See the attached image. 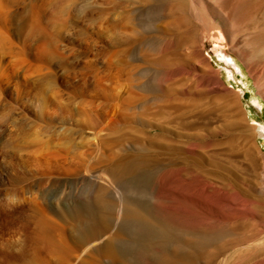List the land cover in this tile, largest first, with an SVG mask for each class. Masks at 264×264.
Instances as JSON below:
<instances>
[{
  "label": "rangeland",
  "instance_id": "obj_1",
  "mask_svg": "<svg viewBox=\"0 0 264 264\" xmlns=\"http://www.w3.org/2000/svg\"><path fill=\"white\" fill-rule=\"evenodd\" d=\"M106 1L108 3L104 6L94 4V15L88 19L85 8L90 0H0V13L6 18V24L0 26V264H13V262L14 264H30L37 260L34 261L33 257L38 254L41 256L37 258H45V251L37 250L32 239L34 236L29 235L31 232L35 235L33 229L35 230V223L42 217L41 215L47 217L45 219H50L47 221L52 227L60 225L54 227L55 229L59 227L56 230L57 233L59 230L67 239L75 236V239L81 240L78 246H74L77 251L74 252L73 259L69 263L62 261L64 264H77L78 261L73 260L81 254L79 250L81 243L95 242L99 238L106 240L108 236L115 234L118 220L112 219L110 214L106 215L107 213L101 211L96 206V199L101 193V196L105 195L106 198L102 196L105 200L117 202L118 190H121L115 191L116 194L113 190L107 188L105 190L102 185H96L95 189L86 186L78 187L77 181H80L79 177L84 176L85 172L92 169L93 173L107 175L111 173L109 168L115 157L129 155L137 149V146L135 147L137 138L146 136L144 138L149 139L151 135L157 136V134V138H162V135L158 133L159 128L165 126L161 124V116H150L144 108L147 109L149 104L151 107V103L152 106L162 104L165 98L167 104L171 102L170 104L178 105L181 101L185 103L184 108L187 107L188 110L193 111H183L184 115L189 114L186 117L187 122L192 124L196 121L197 127H201L198 128L199 130L194 129L197 131L194 132L193 129L178 130L166 125L169 130L165 133L174 144L179 145L181 141L179 146L182 148L185 159L192 155L199 157L197 159L201 162L202 168L199 175L201 177L196 183H192L193 185H183L182 191H180L181 187L174 191L178 193V196L181 195V198L171 203L169 199L164 198L168 193L162 192L170 191L168 187H164L169 176L163 173L158 175V183H154L157 187L154 190L160 195L156 200L144 199V210L135 216L137 222L158 232V238L155 241L157 243L151 249L153 253L150 251L151 253L147 254L148 257L146 254L144 257L143 254L135 252L136 254L133 253V255L120 254L118 258L98 249L89 252L92 264H196L197 262V264H264V196L257 188L256 173L250 165L248 156H245L246 146L242 134L234 123L233 114H230L225 106L224 94L220 88V82H222L225 86L241 92V107L246 111L248 123L258 128L264 126V108L256 113L249 105L253 103L264 107V99L258 94L253 76V73L255 75L260 73L261 65L264 67V63L260 66L255 65L252 73L238 57L228 55L225 58L222 53L214 54L211 50L213 44L210 41L202 42L198 39L197 33L202 30V23L197 20L190 21L188 17L189 20L185 17L189 21L186 22L181 13L171 10L170 5L165 7V11L169 13L166 17L168 24H153L152 19L149 18H153L157 6L166 0ZM246 12L245 19L253 18L254 23L236 31L235 41L231 42L226 38L224 42L226 49L242 46L245 35L254 32L264 34V8L258 13L249 9ZM214 21L222 27L220 17H215ZM115 23H118L117 27ZM142 37L146 39L140 42ZM197 55L205 57L212 69L218 70L217 78H211L209 66L199 63L200 58ZM231 59L240 66V75L229 64ZM10 61L17 69L11 66ZM222 72L231 77L230 83L225 81ZM110 74L116 77L114 80L116 84H110V81H113ZM164 76L168 83L163 80ZM37 77H40V80ZM100 78L103 84L98 83L97 80ZM104 80H107L106 85ZM246 81L249 83L248 90L243 93L241 83ZM110 85L113 86L109 87ZM149 87H152L151 90ZM151 91L152 95H150ZM153 92L158 94L154 95ZM154 96L159 99H152L151 97ZM177 99L180 102H176ZM155 100L160 102L157 103ZM121 101L124 104L120 103ZM116 102L121 104L122 109L116 119L119 122H116L117 124L114 122L109 127L106 124L108 118L104 113H109L108 111L113 109ZM84 103L93 104L95 109L88 114L83 113L81 109ZM146 103L147 105H144ZM96 108L98 109L95 112ZM184 108L182 107L183 110ZM141 109L142 112L139 113ZM121 116L123 117L120 118ZM193 116L196 117L195 120H192ZM148 118L151 120L149 121ZM137 129L141 130L140 133ZM131 131H135L134 134ZM124 139L128 141L123 143ZM130 139L133 142L129 141ZM175 139L179 140L178 143ZM255 141L260 151L264 153V138L256 136ZM106 142L114 147H109ZM62 143L65 149L59 148ZM115 143H119V146ZM43 145L52 146L53 149L48 146V150L47 146ZM37 147L53 151L44 152L46 149L41 151ZM66 148H69L68 153ZM55 149L59 150V153L58 150L56 151L58 154L54 152ZM61 149H64L66 153ZM35 150L40 154H35ZM32 151L35 153L33 154ZM42 152L52 153V155L55 153V155L52 157ZM41 154L47 162L43 157L41 158ZM45 162L47 165H42ZM106 162L108 172L104 168ZM31 170L32 172H29ZM143 172L148 175L147 172L142 171V176L138 173L140 176L136 174L134 178L142 180V188H148V185L151 188V182L154 181ZM34 175L41 177L38 179L33 177ZM32 177L36 178L35 181ZM43 178H47L44 179L47 184ZM40 182L45 186L42 187ZM137 183L139 182L136 181L138 186ZM29 186L32 187L29 188ZM186 189L187 192L189 190L185 193L189 194L187 198L184 197ZM130 190L127 191V197L131 196L130 198L139 192V190L135 191V187ZM38 192L39 195L36 194ZM140 192L143 195V191ZM60 194L64 196L63 199H59ZM110 194L115 195L117 200L113 198L114 196L111 198ZM51 196L53 200L51 198L49 200ZM73 197H76L79 202L74 198L77 202L74 203ZM69 198L71 201L65 202ZM58 199L63 206L59 204ZM82 199L85 201L81 202ZM34 202L37 203V207ZM32 203L35 206H32ZM183 208L186 209H184L185 212ZM29 211H34L37 215L31 216ZM73 212L80 213V217L78 214H75L77 217L74 216ZM35 216L40 217L36 220ZM30 218L33 224L29 222ZM102 218L109 222H104ZM184 230H188V233L190 230L189 234L195 241L192 248L186 250L178 247L182 240L180 238L184 239L187 235ZM117 238L119 241L126 239L123 235H118ZM33 250L35 252L31 253ZM40 250L43 252L41 253ZM186 251L190 257L187 261H185ZM162 253L163 255H159ZM152 256L154 261H150ZM156 256L163 257L158 258L160 260L157 261ZM49 258L47 257V264H62L55 258Z\"/></svg>",
  "mask_w": 264,
  "mask_h": 264
},
{
  "label": "bare ground",
  "instance_id": "obj_2",
  "mask_svg": "<svg viewBox=\"0 0 264 264\" xmlns=\"http://www.w3.org/2000/svg\"><path fill=\"white\" fill-rule=\"evenodd\" d=\"M108 1L106 0H90V2L88 3V5L86 6L85 8V11H86V15L89 17L88 19H90V17H93L94 15V7L93 5L94 4H97V5H100V6H104L105 4H107ZM112 5V4H111ZM167 5H170V7H172L171 10L174 11H177L178 13H181L185 19L186 22H189L188 18H190V21H194V20H197L198 22L200 21L202 23V30L197 33V36H198V39L202 42H204L205 40H208L210 41L213 45H212V52L214 54H218V53H222L225 58L228 57V55H234L236 57H238L248 68L249 70L253 73V70H254V66L255 65H261L264 63V34L263 33H260V32H254V33H251V34H248V35H245L242 39V46H232L231 48L229 49H226L225 46H224V42H225V39L227 38L228 40H230L231 42L235 41V37H234V33L236 31H239V30H242L248 26H250L252 23H254V19L251 18L250 20H247L245 19V14L247 13L246 11L249 10H252L254 11V13H258L259 11H261L263 8H264V0H254V2H251V0H166L164 3H161L159 4L155 10V14L153 12V18H149L150 20L152 19V23L153 24H162V25H165V24H168L167 23V20H166V17L168 16L169 13H167L165 11V7ZM170 10V9H169ZM172 16V15H171ZM188 19H186V18ZM215 17H220L222 19V27L216 23L214 21V18ZM92 19V18H91ZM147 19V18H146ZM148 19V22H150V20ZM166 20V21H165ZM166 22V23H165ZM164 23V24H163ZM200 23V24H201ZM6 24V18L4 16V14L2 15V13H0V26H3ZM117 24L118 23H115V26L117 27ZM192 24V23H191ZM262 24V23H261ZM161 25V26H162ZM259 25V24H258ZM114 26V25H112ZM193 26V24H192ZM263 26V25H262ZM156 27V26H155ZM159 27V26H158ZM157 27V28H158ZM165 27V26H164ZM153 28V27H152ZM159 29V28H158ZM161 29V28H160ZM246 30V29H245ZM153 31V30H152ZM156 31V30H155ZM159 31V30H158ZM124 35V33H122ZM161 34V33H159ZM121 35V36H123ZM146 36V35H145ZM143 36V37H145ZM33 37V36H32ZM125 37H126V34H125ZM141 39L140 42H143V40L145 41L146 38H143ZM140 38H141V35H140ZM158 38V37H157ZM126 39V38H125ZM161 39V37H160ZM172 39V38H171ZM140 40V39H139ZM148 40V39H147ZM163 40V39H162ZM170 42V41H169ZM173 43V42H172ZM164 44V43H163ZM176 44V43H175ZM181 45V44H180ZM4 48V47H3ZM161 48V47H160ZM177 48V47H176ZM172 49H175V48H172ZM5 50V49H3ZM160 50V49H159ZM158 50V51H159ZM162 52V51H161ZM200 52V51H199ZM7 53V52H6ZM123 54V53H122ZM125 54V53H124ZM123 54V55H124ZM199 54V53H198ZM195 56V55H194ZM199 58H200V62L199 63H202V64H206L209 66L210 68V76L211 78H217L218 77V70L215 71L212 69L210 63L207 61V59L201 55H197ZM227 56V57H226ZM196 59V58H195ZM198 59V58H197ZM12 61H10L9 63H11ZM17 62V61H16ZM15 64V62H13ZM112 64V62H111ZM111 64H109L111 66ZM17 65V63L15 64ZM11 66H12V63H11ZM10 66V67H11ZM19 66V65H17ZM204 66V65H203ZM14 68H16V66H12ZM167 67V66H166ZM259 68V67H258ZM17 69V68H16ZM227 69V68H226ZM225 69V70H226ZM15 70V69H14ZM110 70V69H109ZM230 71V70H228ZM109 72V71H108ZM7 73V72H6ZM11 73V71H10ZM17 73V72H16ZM111 73V72H109ZM108 73V74H109ZM169 73V72H168ZM223 73V72H222ZM15 74V73H14ZM107 74V76H108ZM175 74V73H174ZM224 74V78H225V81L227 83H230L231 82V77L227 75V73H223ZM10 75V74H9ZM30 75V74H29ZM28 75V77H29ZM172 75V74H171ZM177 75V74H176ZM12 76V75H11ZM26 76V75H25ZM32 76V75H31ZM34 76V75H33ZM32 76V77H33ZM85 75H83L84 77ZM100 76V75H99ZM105 76V75H104ZM112 76V74H110V77ZM114 76V75H113ZM112 76V77H113ZM161 76V75H160ZM165 76H168L165 74ZM164 76V77H165ZM253 76L255 78V86L258 88V94L261 95V97L264 99V67H262L261 65V71L259 74H254L253 73ZM9 77V76H8ZM7 77V78H8ZM13 77V76H12ZM27 77V78H28ZM103 77V76H102ZM106 77V76H105ZM105 77H103L104 79H106ZM109 77V76H108ZM111 77V80H115L112 79ZM27 78L25 80H27ZM31 78V77H30ZM39 78L40 80V77H37ZM173 78V77H172ZM253 78V79H254ZM10 79V78H8ZM13 79V78H12ZM83 81L84 79L81 78ZM89 79V78H88ZM102 78L98 79V83H102L103 80H101ZM109 81H110V78H108ZM162 79V78H161ZM168 79V78H167ZM11 80V79H10ZM30 80H33V79H30ZM160 80V79H159ZM163 80H166V77L165 79ZM162 80V82H163ZM8 81V80H7ZM35 81H38V79H35ZM87 81V80H85ZM108 81V82H109ZM111 82L110 81V84L114 83L116 84V81L114 82ZM118 81V80H117ZM171 81V80H170ZM174 81V79L172 80ZM28 82V81H26ZM107 82V80H104V83ZM161 82V81H160ZM165 82V81H164ZM167 82V80H166ZM18 83V82H17ZM37 83V82H35ZM34 83V84H35ZM39 83V82H38ZM96 83V84H98ZM168 83V82H167ZM166 83V85H167ZM30 84V83H29ZM32 84V82H31ZM30 84V85H31ZM103 84V83H102ZM101 84V85H102ZM157 84V83H156ZM160 84V83H159ZM173 84V83H172ZM23 85V84H22ZM28 85V84H27ZM29 85V86H30ZM99 85V84H98ZM106 85V83H105ZM108 85V84H107ZM242 85V92L244 93L246 90H248V85L249 83L246 81V82H242L241 83ZM95 86V85H94ZM104 86V85H103ZM102 86V87H103ZM113 85H110L109 87H112ZM168 86V85H167ZM171 86V85H170ZM15 87V86H14ZM99 88V87H98ZM105 88H107L105 86ZM104 88V89H105ZM151 90L152 87H149ZM220 88L221 90L223 91V94H224V97L223 99L225 100V106L226 108L228 109L229 113L230 114H233L234 117V123L236 125V127L240 130V133L242 134V138H243V141H244V144L246 146V153H245V156H248V160L250 162V165L253 169V171H255L256 173V180H257V188L259 190V192L264 196V153H262L258 147V145L256 144V141H255V138L256 136L260 137L262 136V138H264V126L262 127H257L253 124H249L248 121H247V114H246V111H244L241 107V102H240V97L242 96L241 92L239 91H235L227 86H225L222 82H220ZM154 89V88H153ZM162 89V88H160ZM169 89V88H168ZM153 91H156V90H153ZM164 91V90H163ZM162 91V92H163ZM158 93H161L158 91ZM157 93V94H158ZM154 95H157L156 93L153 92ZM150 95H152V91L150 93ZM62 96V95H61ZM160 96V95H159ZM161 96H163L161 94ZM147 97V96H146ZM156 97V98H155ZM61 97H59L60 99ZM150 98V97H149ZM152 99H157L158 97L157 96H154V97H151ZM151 99V100H152ZM159 99V98H158ZM166 99V98H165ZM164 99V103L162 102V104L158 103L160 101H156L158 104H154V100H153V106H152V103H151V107L150 104L148 106V108L144 105H147L148 101L146 104L142 105L144 107H146L147 109L144 108V110L146 112H148V114L150 116H153V117H160L161 116V119H162V125H165V126H162L161 128H159V132L160 133L159 135H162V138H157L158 137V134L157 136H153L151 135L152 137L147 139V138H144L146 136L142 135L143 138H137L138 140L135 141V147L137 149L134 150V153H130L129 155H125V156H117V157H113L115 160L111 166V168H109L111 170V173H109L108 175L103 173V174H100V173H93L91 171H87L85 172L84 176H81L79 177L80 178V181H77L78 183V187H94V189L97 187L96 185H102V187L107 188L108 190H113L114 192L117 191L118 189H120L121 191L118 190V197L117 199H115V195L113 194H110L111 195V198L113 197L115 200H117V202H113V201H109L108 199H104L106 197H102L100 194H98L97 196V199H96V206L103 212H105L106 215L110 214L109 216L112 217V219H116L118 220V226H117V230L115 232L114 235L112 236H108V238L106 240L104 239H97V241L95 242H90L89 243H86V244H82L81 242V245H79V250H81V254H78L76 256V258H74V262L76 260L77 264H92L91 262V259H90V251H96L98 249H101L105 252V254L107 253L108 255H112L113 256H116L118 257L120 254H124V253H130L131 255L136 254L135 252L137 253H141L140 255L143 254V256L148 253H153V245L156 244L155 241L157 240L158 238V232L155 231L154 229L144 225V224H141L139 222H137V220L135 219L136 215L141 211V210H144L143 208V203L144 202V199L148 198V200H156V198L158 197L159 192L156 193V190H154V188L157 187L156 183L157 182V178H158V175L163 173V174H167L169 176V179L166 181V183H164V187H168L170 189L169 192H167V190L165 191H162V192H165V193H168L164 198L166 199H169L172 202H177L179 200V198H181L180 196H178V193L174 192V191H177L178 188H180L182 191V186L183 185H186L187 184H192V183H196L197 180H199L198 178L199 175L201 174V162L199 159V157H196L192 155V157H189L187 159H185V156L183 155V152H182V148L179 146L181 145V141L178 143L177 140L175 139V141L179 144V145H176L174 144L173 142H171V140L169 139V137L166 136L165 133H168V130H167V127L166 125L168 126H171V127H174L175 129H178V130H182V129H185V128H189V129H198V128H201V127H197V123L195 124L196 121H194L192 124L191 123H188L187 122V116L189 115H184V112L186 110H188L187 107L184 108V105L185 103L183 104V102L181 101H178V99L176 100V102H180L182 104H170L168 102L165 101ZM190 99V98H189ZM173 100L175 101V98H173ZM172 100V101H173ZM188 100V99H187ZM197 100V99H196ZM117 103V102H116ZM122 104H124L122 101L120 102ZM150 103V102H149ZM192 103V102H191ZM189 103V104H191ZM83 104V103H82ZM86 105V106H85ZM121 105V104H120ZM118 103L116 105H114L113 109L108 111L109 113H104L106 118H108V121H107V126H111L114 122H119L117 121L116 119L119 117V115L121 114V106H120ZM184 108V110L182 109V107ZM188 105V104H187ZM192 105V104H191ZM186 106V105H185ZM196 106V105H194ZM89 107V108H88ZM110 107V106H109ZM123 107V106H122ZM125 107V106H124ZM132 108V107H131ZM187 108V109H186ZM195 108V107H194ZM94 106L93 104L91 103H84V107H82L81 111L83 113H86L88 114L89 112L93 111ZM98 108H96V110H94L95 112L97 111ZM111 109V108H110ZM52 110V109H51ZM108 110V109H107ZM128 110V109H126ZM184 111V112H183ZM190 110H188L189 112ZM198 111V110H197ZM56 112V111H55ZM78 112V111H77ZM106 112V111H105ZM122 112H125V111H122ZM142 112V109L139 111V113ZM190 112H193V111H190ZM52 113V112H51ZM80 113V112H79ZM82 113V114H83ZM197 113V112H196ZM200 113V112H199ZM122 114H125V113H122ZM143 114V113H142ZM78 115H81V114H78ZM128 115V114H127ZM147 115V116H149ZM194 115V113H193ZM200 115V114H199ZM90 116V115H89ZM185 116V117H184ZM232 116V115H231ZM123 116H121L120 118H122ZM125 117V116H124ZM194 117V116H193ZM192 117V120H195L196 117H194L193 119ZM207 117V116H206ZM119 118V119H120ZM135 118V117H134ZM151 118V117H150ZM198 118V117H197ZM149 119V118H148ZM147 119V120H148ZM151 119H149L150 121ZM159 120V119H158ZM155 122H160V121H156ZM151 123V122H150ZM117 124V123H116ZM106 126V128H108ZM116 126V125H115ZM199 126V125H198ZM201 126V125H200ZM139 127V126H138ZM63 129V128H62ZM152 129V128H150ZM149 129V130H150ZM128 130V129H127ZM133 130V129H132ZM135 130V129H134ZM148 130V131H149ZM192 130V131H193ZM199 130V129H198ZM258 130V131H257ZM63 131V130H62ZM137 131L140 133L139 129H137ZM147 131V135H148V132ZM128 132V131H127ZM125 132V133H127ZM134 132L135 131H131ZM129 132V133H131ZM137 132V133H138ZM190 132V131H189ZM194 132H197L194 130ZM193 132V133H194ZM200 132V131H199ZM72 133V132H71ZM136 133V134H137ZM192 133V132H191ZM111 134V133H109ZM132 134V133H131ZM72 135V134H71ZM68 135H66L67 137ZM136 136V135H135ZM141 136V135H140ZM183 136V135H182ZM55 138V137H54ZM97 138V137H96ZM101 138V137H100ZM135 138V137H133ZM61 139V138H60ZM132 139V137H131ZM129 140V141H132V140ZM174 139V138H173ZM56 140H59L56 138ZM64 140V139H63ZM61 140V141H63ZM69 140V139H68ZM68 140H67V143H68ZM75 140V139H74ZM73 140V141H74ZM99 140V139H97ZM71 143H72V140L70 139ZM102 141V140H101ZM123 143L125 141H128V139H124L122 140ZM121 141V142H122ZM65 142V141H63ZM110 142V141H109ZM108 142V143H109ZM112 142V141H111ZM110 142V143H111ZM133 142V141H132ZM106 142V144H108ZM114 143V142H113ZM65 144V143H64ZM100 144V142H99ZM98 144V145H99ZM116 144V143H115ZM189 144V143H188ZM63 143L60 145L59 148H64L63 146ZM112 145V144H111ZM119 146V143L116 144ZM42 146V145H41ZM44 146V145H43ZM47 146V149H48V146L49 145H46ZM44 146V147H46ZM62 146V147H61ZM71 146V145H70ZM109 147L110 144H108ZM30 147V146H29ZM42 147V149H40L39 147L38 150L40 149L41 151H43L44 148ZM50 148L52 146H49ZM68 147V146H67ZM102 147V146H101ZM114 147V146H112ZM111 147V148H112ZM117 147V146H116ZM193 147V146H192ZM20 148V147H18ZM106 148V146H105ZM44 150V152L48 151V150ZM53 149V147H52ZM51 149V150H52ZM64 149H61L64 153H66L64 151ZM50 150V151H51ZM58 149H55L54 152H56ZM60 150V151H61ZM68 150V151H67ZM37 150H35L36 152ZM48 151V152H50ZM53 151V150H52ZM51 151V152H52ZM66 151L67 153L69 152V148H66ZM35 152L32 151V153L34 154ZM42 152V153H44ZM47 154H50L48 153ZM53 152V153H54ZM108 152V151H107ZM127 152V151H126ZM58 153H59V150H58ZM56 152V154H58ZM190 153V152H189ZM35 154H40V152H36ZM46 154V153H44ZM46 154V155H47ZM63 154V153H61ZM125 154V153H124ZM194 154V153H193ZM247 154V155H246ZM42 155V154H41ZM40 155V156H41ZM45 155V156H46ZM55 153L52 155V153L50 154V156L54 157ZM60 155V154H59ZM58 155V156H59ZM121 155V154H120ZM188 155V154H187ZM199 156V155H198ZM43 157V155L41 156V158ZM102 157V156H101ZM196 157V158H195ZM38 158L40 159V157L38 156ZM44 158V157H43ZM42 158V159H43ZM56 158V156H55ZM65 158V157H63ZM69 158V157H68ZM104 158V156H103ZM107 158V157H106ZM117 158V159H116ZM209 158V157H208ZM46 158H44L45 160ZM49 159V158H48ZM109 159V158H108ZM107 159V162H109V160ZM41 160V159H40ZM47 160V159H46ZM45 160V161H46ZM65 160V159H64ZM187 160V161H186ZM36 161V160H35ZM54 161V160H53ZM104 161V160H103ZM202 161V160H201ZM47 162V161H46ZM44 163L42 165H47V163ZM65 162V161H64ZM70 162V161H68ZM107 162H106V165L104 168H106V172H108V169H107ZM19 163V162H18ZM27 163V162H26ZM30 163V161L28 162ZM50 163V161H49ZM53 163V162H52ZM71 163V162H70ZM69 163V165L71 166V164ZM210 163V162H209ZM37 165V161L35 163ZM34 164V166H35ZM40 164V162H39ZM59 164V163H58ZM66 164V162H65ZM103 164V163H102ZM110 164V163H109ZM41 165V166H42ZM68 165V164H67ZM28 167V166H27ZM40 167V166H39ZM53 167V166H52ZM42 168V167H40ZM45 168V167H44ZM104 168L102 169L104 171ZM39 168H37L38 170ZM50 169V168H48ZM53 169V168H52ZM28 170V169H27ZM35 170V169H34ZM40 170V169H39ZM54 170V169H53ZM51 170V171H53ZM56 170V169H55ZM100 170V171H102ZM44 171V170H42ZM49 171V170H48ZM96 171V170H94ZM98 171V170H97ZM96 171V172H97ZM99 171V172H100ZM142 171H145L148 173V175L146 173V176L148 177H151V179L154 181V182H151L152 183V186H150L151 188H149V185L147 186L148 188H142V185L141 184V181L142 180H136L134 177L135 175L138 173L142 176ZM29 172H32L29 171ZM37 172V171H36ZM39 172V171H38ZM37 172V173H38ZM51 173V172H49ZM63 173V172H62ZM102 173V172H101ZM35 174V173H34ZM45 175V172L43 173ZM33 175V174H32ZM138 175V176H140ZM37 175H34L33 177H36ZM46 176V175H45ZM44 176V177H45ZM50 176V175H49ZM144 176V175H143ZM145 176V177H146ZM32 177V178H33ZM39 178L41 176H38ZM36 177V178H38ZM48 177V175H47ZM52 177V176H51ZM70 177V176H68ZM208 177V176H207ZM36 178H33L36 179ZM38 178V179H39ZM56 178V177H55ZM143 178V177H141ZM140 178V179H141ZM147 178V177H146ZM145 178V180H147ZM42 179V178H41ZM43 182L44 179H47V178H43V180H41ZM51 179V178H50ZM60 179V178H59ZM63 179V178H62ZM20 180V179H19ZM49 180V178H48ZM58 180V179H57ZM149 180V179H148ZM186 180H189L188 182ZM207 180V179H206ZM212 180V179H211ZM35 181V180H34ZM39 181V180H38ZM45 183H46V180H44ZM56 181V180H55ZM70 182V180H68ZM72 181V180H71ZM136 181L139 182L138 186L136 185ZM150 181V180H149ZM210 181V180H209ZM54 182V181H53ZM58 182V181H56ZM68 182V184H69ZM207 182V181H206ZM41 183V182H40ZM44 183V182H43ZM76 183V184H77ZM144 183V182H143ZM158 183V182H157ZM47 184V183H46ZM58 184V183H56ZM63 184V182H62ZM214 184V183H213ZM40 185V184H39ZM52 185V184H51ZM66 185V184H65ZM71 185V184H70ZM69 185V186H70ZM104 185V186H103ZM193 185V184H192ZM41 186H45L42 185L41 183ZM50 186V185H49ZM68 186V185H67ZM96 186V187H95ZM159 186V185H158ZM190 186V185H189ZM195 186V185H194ZM212 186V185H211ZM32 187V186H31ZM29 186V188H31ZM40 187V186H39ZM42 187L40 188V190L42 189ZM47 187V185H46ZM51 187V186H50ZM56 187V186H55ZM66 187V186H65ZM101 187V188H102ZM135 187V191L139 190L138 194H134L135 196H133L132 198H130L129 196L127 197V191H129L131 188ZM184 187V186H183ZM196 187V186H195ZM205 187V185H204ZM207 187V186H206ZM27 188H28V185H27ZM34 188V186H33ZM45 188V187H44ZM59 188V187H58ZM142 188V189H141ZM189 188V187H188ZM191 188H194V187H191ZM190 188V189H191ZM35 189V188H34ZM47 189V188H45ZM62 191L64 192L63 188H61ZM84 189V188H83ZM162 189V187H161ZM161 189H158L159 191ZM166 189V188H165ZM195 189V188H194ZM205 189V188H204ZM212 189V188H210ZM44 190V189H43ZM58 190V189H57ZM66 190V188H65ZM70 190V189H69ZM80 189H78L79 191ZM85 190V189H84ZM89 190V189H88ZM87 190V191H88ZM93 190V189H92ZM103 190V189H102ZM106 190V189H105ZM104 190V192H105ZM133 190V189H132ZM143 191V195H141V192L140 191ZM193 190V189H192ZM206 190V189H205ZM39 191V190H38ZM48 191V190H47ZM61 191V193H63ZM67 191V190H66ZM91 191V189H90ZM100 191V190H98ZM131 191V190H130ZM178 191V192H180ZM35 192V191H34ZM40 192V191H39ZM39 192L36 193L37 195H39ZM44 193V191H41ZM84 192V191H83ZM94 192V191H93ZM102 192V191H101ZM187 192V189L186 191L184 192V194ZM189 192V190H188ZM187 192V193H188ZM47 194V192H45ZM59 193V192H58ZM90 193V192H89ZM103 193V192H102ZM117 194V192H115ZM114 193V194H115ZM132 194V192H129ZM161 193V192H160ZM181 193V192H180ZM35 194V193H34ZM51 194V193H50ZM49 194V195H50ZM66 194H70V193H66ZM87 194V193H86ZM105 194V193H104ZM109 194V193H108ZM130 194V195H131ZM162 194V193H161ZM196 194V193H195ZM42 195V193H41ZM44 195V194H43ZM49 195H46V196H49ZM63 195V194H62ZM81 195V194H80ZM80 195H76V196H80ZM88 195V194H87ZM189 195V194H187ZM186 194L184 195V197L187 196ZM34 196V195H33ZM72 196V195H70ZM86 196V195H85ZM194 196V195H193ZM35 197V196H34ZM59 199H63L64 196L62 197L61 194L58 196ZM108 197V195H107ZM37 198H39L37 196ZM36 198V199H37ZM50 198L52 199V196L49 197V200ZM66 198V196H65ZM72 198V197H71ZM76 197H73L72 201H74ZM79 198V197H78ZM162 198V197H160ZM158 198V199H160ZM187 198V197H186ZM40 199H43V198H40ZM54 199V198H53ZM52 199V200H53ZM58 199V200H59ZM68 199V198H66ZM85 199H87L85 197ZM110 199V198H109ZM198 199V198H196ZM48 200V201H49ZM56 200V201H58ZM112 200V199H111ZM147 200V201H148ZM190 200V199H188ZM26 201V200H25ZM37 201V200H36ZM47 201V200H45ZM44 201V202H45ZM55 201V200H54ZM64 200H62L63 202ZM68 201H71L70 198L69 200L65 201V202H68ZM76 201H78V199H76ZM81 202L82 201H85L84 199L80 200ZM181 201V200H180ZM197 201V200H196ZM195 201V202H196ZM38 202V201H37ZM59 204L61 203V201L59 200L58 201ZM65 202H63V204H65ZM79 202V201H78ZM169 202V201H168ZM36 202H34L35 204ZM74 203H77L74 201ZM84 203V202H83ZM152 203V202H151ZM157 203V201H156ZM185 203V202H184ZM33 204V203H32ZM32 205V206H35L37 207V203L35 205ZM47 204V203H46ZM51 204V202H50ZM53 204V203H52ZM57 204V203H56ZM58 204V205H59ZM148 204V202H147ZM179 204V203H178ZM198 204V203H197ZM30 205V204H28ZM62 205V203H61ZM68 205V204H67ZM70 205V204H69ZM76 205V204H75ZM85 205V203H84ZM151 205V204H150ZM185 205V204H184ZM54 206V205H53ZM63 206V205H62ZM66 206V205H65ZM74 206V205H73ZM81 206V205H80ZM145 206V205H144ZM148 206V205H146ZM153 206V205H152ZM61 207V206H60ZM72 207V206H71ZM76 207V206H75ZM82 207V206H81ZM30 208V207H29ZM51 208V206H50ZM65 208V207H64ZM63 208V209H64ZM77 208H78V205H77ZM167 208V207H166ZM31 209V208H30ZM34 209H36L34 207ZM33 209V210H34ZM46 209V208H44ZM48 209V208H47ZM62 209V208H61ZM62 209V210H63ZM72 209V208H71ZM70 209V210H71ZM79 209V208H78ZM174 209V207H173ZM182 209V208H181ZM185 208H183V211L185 212L184 210ZM43 210V209H42ZM55 210V209H53ZM52 210V211H53ZM61 210V211H62ZM76 209H74L75 211ZM99 210V211H100ZM165 210V209H164ZM175 210V209H174ZM67 211V210H66ZM100 211V212H101ZM146 211V210H145ZM170 211H173V210H170ZM31 212V211H29ZM34 214H33V213ZM31 216L33 215H37L35 214L36 212L32 211ZM69 212V211H68ZM78 212V210H77ZM166 212V211H165ZM175 212V211H174ZM189 212V210H188ZM48 213V212H47ZM72 214V212H70ZM74 216H76L77 214L75 212H73ZM168 213V212H167ZM181 213V212H180ZM43 214H45V212H43ZM53 214V213H52ZM51 214V215H52ZM66 214V213H64ZM70 214V215H71ZM76 214V215H75ZM82 214V212H81ZM104 214V216H106ZM190 214V213H189ZM193 214V213H192ZM41 215V213H40ZM62 215V214H61ZM68 215V214H66ZM64 215V216H66ZM80 215V213L78 214V216ZM191 215V214H190ZM194 215V214H193ZM42 217H40L38 220L36 218V223H35V230L33 229L34 231V234L33 235V232L29 233V235L32 234V236H34L32 239L34 240V245H36L35 247L37 248V250L39 249H42L45 251V258L41 259L40 258H37L38 256H41L39 255L38 253V256H35L33 257L34 258V261L33 263L30 262V264H47L48 263V260H47V257H50V258H55L57 260H59V262H61L62 264H64L63 262L65 263H69L73 258V254L74 252L77 251V249H74V246H78V243L79 239H74L68 237V239L66 237H64L65 235H62L63 233H61L59 230H58V233L56 232L57 229H59V227L57 229H55L54 227H52L49 223V221H47L48 219H45L47 217H43L44 215H41ZM63 216V215H62ZM72 216V215H71ZM30 217V216H29ZM69 217V216H68ZM77 217V216H76ZM80 217V216H79ZM107 217V216H106ZM34 218V217H32ZM34 218V220H35ZM104 218V217H103ZM102 220L104 222H109L107 219H103ZM31 218L29 219V222H30ZM33 220V219H32ZM33 220V221H34ZM50 220V219H49ZM68 220V219H67ZM66 220V221H67ZM186 221V220H185ZM69 222V221H68ZM184 222V221H183ZM190 222V221H188ZM31 223V222H30ZM65 223V222H64ZM186 223V222H185ZM33 224V223H31ZM56 224V223H55ZM189 224V223H188ZM192 224V223H191ZM30 225V224H29ZM60 226V225H59ZM180 226V225H179ZM183 226V225H182ZM188 226V225H187ZM193 226V225H192ZM33 227V225H32ZM31 227V228H32ZM190 227V226H189ZM66 228V227H65ZM186 228V227H185ZM194 228V226H193ZM68 229V228H67ZM65 229V230H67ZM196 229V228H195ZM32 230V229H31ZM61 230L64 231V229L61 228ZM191 230H192V227H191ZM185 233L187 234L184 239L183 238H180L182 239L180 241V244H178V247H181L182 249H188L190 248L194 243V237L192 238V235H190V230H189V233H188V230H184ZM195 231V230H194ZM60 232V234H59ZM160 233V232H159ZM72 235V234H71ZM78 235V234H77ZM82 235V234H81ZM118 235H123L126 239L124 241H119L118 240ZM31 236V237H32ZM79 236H80V233H79ZM77 236V237H79ZM175 236V235H174ZM178 236V235H177ZM176 236V237H177ZM180 236V235H179ZM82 237V236H81ZM29 238V237H28ZM165 238V237H164ZM31 240V239H30ZM121 240V239H120ZM177 240V239H176ZM199 240V239H198ZM94 241V240H93ZM32 243V242H31ZM158 243H162V242H158ZM164 243V242H163ZM168 244V243H167ZM166 244V245H167ZM31 246V245H30ZM163 246V245H161ZM196 246V245H195ZM32 247H34L32 245ZM32 247H31V250H32ZM171 247V246H170ZM192 248V247H191ZM194 249V248H193ZM151 251V252H150ZM167 251V250H166ZM190 251V250H188ZM5 252V250H4ZM35 251L33 250L31 253H34ZM36 252H39V251H36ZM41 252V250H40ZM43 252V251H42ZM41 252V253H42ZM191 252V251H190ZM40 253V254H41ZM177 253V252H176ZM176 253H173V254H176ZM198 253V251H197ZM179 254V252L177 253ZM201 254V253H200ZM9 255V254H8ZM129 255V254H128ZM151 255V254H150ZM157 255V254H156ZM159 255H163L162 254H159ZM189 253L186 251V257H188ZM192 256V254H190ZM43 256V255H42ZM130 256V255H129ZM142 256V257H143ZM120 257V256H119ZM118 257V258H119ZM145 257V256H144ZM148 257V256H147ZM153 257L152 256V260L150 261H154L153 260ZM163 256H158V258H161ZM174 257V256H173ZM185 257V261H187L190 257L186 258ZM193 257V256H192ZM32 258V257H31ZM49 258V259H50ZM92 258V257H91ZM129 258V257H128ZM157 258V256H156ZM157 258V261H159ZM33 260V259H32ZM156 260V259H155ZM31 261V259L29 260ZM63 261V262H62ZM129 261V259H128ZM147 261V260H146ZM197 261V260H196ZM28 262V260H27ZM22 263H26V262H22ZM153 263V262H152ZM159 263V262H158ZM175 263V262H174ZM198 263V262H197ZM196 263V264H197ZM14 264V262H13ZM29 264V263H28ZM76 264V263H75ZM177 264V263H176Z\"/></svg>",
  "mask_w": 264,
  "mask_h": 264
}]
</instances>
